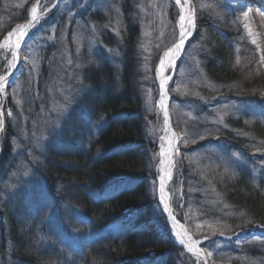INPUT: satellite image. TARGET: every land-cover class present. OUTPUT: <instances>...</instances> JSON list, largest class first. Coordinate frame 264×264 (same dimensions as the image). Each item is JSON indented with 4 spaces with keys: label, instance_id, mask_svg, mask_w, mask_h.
<instances>
[{
    "label": "rangeland",
    "instance_id": "374dc122",
    "mask_svg": "<svg viewBox=\"0 0 264 264\" xmlns=\"http://www.w3.org/2000/svg\"><path fill=\"white\" fill-rule=\"evenodd\" d=\"M192 1L194 25L168 73L170 112L178 135L169 186L171 206L193 238L205 240L210 264H264V226L257 222L247 226L250 219L237 214L224 193L240 170H246L253 184L264 190V140L250 130L257 124L264 130V84L253 91L243 88L245 81L221 83L210 78L204 64L212 39L205 24L231 47L234 66L245 74L263 77L264 55L246 27L240 3ZM34 5L37 19L23 48L19 75L10 86L0 87V135L7 118L12 132L10 163L0 179L2 202L21 187L24 193L18 197L27 202L34 197L29 181L43 164L46 140L83 90L84 67L95 64L102 52L119 66L128 25L122 0H0V83L15 65L13 36L22 22L16 19L26 20ZM130 5L128 15L139 28L136 46L143 110L153 116L146 134L158 150L152 153L157 172L152 190L157 199L166 118L157 106L158 64L178 41L180 7L175 0H132ZM93 14L101 20H94ZM223 30L228 33L223 35ZM190 257L194 264H204Z\"/></svg>",
    "mask_w": 264,
    "mask_h": 264
},
{
    "label": "trees",
    "instance_id": "16d2710c",
    "mask_svg": "<svg viewBox=\"0 0 264 264\" xmlns=\"http://www.w3.org/2000/svg\"><path fill=\"white\" fill-rule=\"evenodd\" d=\"M122 1L128 25L120 65L102 52L95 64L84 67L83 90L47 139L43 164L29 181L34 197L30 202L18 194L0 199V264L195 263L171 238L153 196L157 172L152 153L158 150L146 134L153 116L143 110L139 28L128 15L132 0ZM92 17L101 20L97 14ZM205 27L212 39L204 64L210 78L221 83L241 80L243 88L260 90L264 76L235 67L231 47ZM104 39L109 45V38ZM8 119L1 141L0 179L7 174L12 153ZM260 128L257 124L250 130L264 140ZM262 188L240 170L224 189L237 214L250 219L247 226L264 224ZM38 191L43 200L36 198ZM46 224L50 226L43 227ZM54 239L61 245L56 247Z\"/></svg>",
    "mask_w": 264,
    "mask_h": 264
},
{
    "label": "bare ground",
    "instance_id": "6f19581e",
    "mask_svg": "<svg viewBox=\"0 0 264 264\" xmlns=\"http://www.w3.org/2000/svg\"><path fill=\"white\" fill-rule=\"evenodd\" d=\"M234 2L240 3V10H244L245 12V23L249 32L251 33L254 41L260 47L263 55H264V0H233ZM192 0H180V16H183L185 19L183 21L178 22V41L180 39V30L181 27L186 30V34L183 37L184 43L181 45L179 50H175L174 44L171 48H169L158 64V83L160 88V96L157 102V106L165 115V129L162 136V143L160 145L159 151V177H158V198L160 204L166 210L168 209V204L171 202L169 186L173 180V165H174V157L178 152V135L175 132V129L170 122L168 109V84L169 77L168 73L170 69H172L176 62L177 56L180 52L183 51L187 40L189 39V30L194 25L195 16L191 14V4ZM38 8L34 5L31 7L28 17L26 20L19 23V27H16L14 33V41L16 48V64H22L21 56L17 51L20 43L32 29L31 26L37 19ZM191 21V22H190ZM31 24V26H30ZM26 33L25 35H21V33ZM163 61V64L161 63ZM168 224L170 232L172 233L175 240L184 245V247L191 252L194 257L198 261H202L204 264H210V259L206 252L200 248V246L196 243V240L193 236L186 230V228L175 218L173 212L168 213Z\"/></svg>",
    "mask_w": 264,
    "mask_h": 264
},
{
    "label": "snow or ice",
    "instance_id": "6c2138e0",
    "mask_svg": "<svg viewBox=\"0 0 264 264\" xmlns=\"http://www.w3.org/2000/svg\"><path fill=\"white\" fill-rule=\"evenodd\" d=\"M175 3L177 4V5H179L180 4V0H175ZM185 18L183 17V16H180V21H183ZM191 22V21H190ZM19 27V26H18ZM26 33H21V35H25ZM185 34H186V30L185 29H183V27H181V30H180V39H179V42L175 45V50H179L180 49V47H181V45H183V43H184V39H183V37L185 36ZM12 35V33H9V36H11ZM162 64H163V61L161 62ZM0 79H2V77H0ZM10 114V113H9ZM185 143H187V141H185ZM208 255H211V253H209Z\"/></svg>",
    "mask_w": 264,
    "mask_h": 264
},
{
    "label": "water",
    "instance_id": "95a60500",
    "mask_svg": "<svg viewBox=\"0 0 264 264\" xmlns=\"http://www.w3.org/2000/svg\"><path fill=\"white\" fill-rule=\"evenodd\" d=\"M27 38V37H26ZM25 38V39H26ZM25 39L20 43V46H19V50L21 49V47H22V45H23V43L25 42ZM17 71H18V68L17 67H15V69L13 70V72L10 74V76L8 77V79H7V81H10V80H12L13 78H14V76L16 75V73H17ZM6 82V81H5ZM171 206H169L168 207V211L169 212H171ZM197 243H200V241H198Z\"/></svg>",
    "mask_w": 264,
    "mask_h": 264
}]
</instances>
